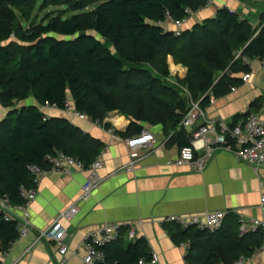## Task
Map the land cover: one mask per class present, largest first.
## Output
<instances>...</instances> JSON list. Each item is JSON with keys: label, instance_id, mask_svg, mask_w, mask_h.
Here are the masks:
<instances>
[{"label": "trees", "instance_id": "1", "mask_svg": "<svg viewBox=\"0 0 264 264\" xmlns=\"http://www.w3.org/2000/svg\"><path fill=\"white\" fill-rule=\"evenodd\" d=\"M209 1L0 0V105L8 110L0 120V197L21 204L19 188L33 187L28 166L46 167L48 155L61 151L90 165L101 154L100 141L41 110L46 104L65 110L69 95L75 110L93 122L102 124L112 112L125 116L124 138L139 135L143 125L161 126L172 133L170 144L189 146L190 134L180 125L188 111L181 88L203 106L209 91L217 98L242 84L250 72L245 59H264V14L254 26L224 7L180 36L158 25L167 16L190 17L187 10L197 12ZM52 7L58 9L40 19ZM170 56L187 69L175 83L169 81ZM28 99L38 105L16 108ZM168 230L178 244L189 242L186 264H235L263 241L261 230L242 235L231 214L214 233L175 223ZM127 232L123 227L117 241L100 248L104 259L95 264L148 261L147 241L129 242ZM18 239L17 223L0 214V253Z\"/></svg>", "mask_w": 264, "mask_h": 264}, {"label": "crops", "instance_id": "2", "mask_svg": "<svg viewBox=\"0 0 264 264\" xmlns=\"http://www.w3.org/2000/svg\"><path fill=\"white\" fill-rule=\"evenodd\" d=\"M224 7L254 26L260 24L264 14V0H210L205 8L192 13L182 30L214 18ZM165 29L175 31L171 23ZM171 62L177 66L176 71L171 69ZM168 66L169 81L175 83L177 79L186 77L187 69L176 65L171 56ZM250 74L247 82L242 80L235 90L214 97V102L209 101L202 106L210 121L241 124L250 114L264 119V65L257 60L252 61ZM68 101L74 106L70 95ZM31 105L38 104L34 99H28L16 108ZM45 113L49 117L68 119L72 125L102 143L100 155L104 167L98 172L101 182L91 199L80 203L76 217L70 222L63 221L68 236L65 240L67 253L62 256L51 241L39 239L40 232L48 229L58 215L78 199L90 173L56 172L43 177L37 197L29 208L30 231L26 237L15 241L8 252L0 253L1 264H60L62 259H66L65 264H83L85 237L104 225L127 228L133 225L136 239L147 241L149 254L154 251L159 264H186V250L168 230L166 220L169 217L220 210L239 221L241 217L264 221V206L261 205L264 166L241 163L235 155L225 151L216 153L203 172L194 171L187 165L177 166L181 148L169 143L172 133L166 134L161 126L143 125V130L151 132L157 144L154 149L141 151V160L135 165V170L128 173L121 169L130 162V151L126 145L129 138L119 134L125 133L129 127L130 121L125 116L112 112L103 122L105 127H100L90 118L82 121L64 110L46 109ZM197 125L201 126L202 121ZM207 138L213 140L214 134L210 133ZM203 145V141L195 143L196 155L202 152ZM127 235L128 232L125 239L131 242ZM244 264H264V251L256 249L251 260Z\"/></svg>", "mask_w": 264, "mask_h": 264}, {"label": "built area", "instance_id": "3", "mask_svg": "<svg viewBox=\"0 0 264 264\" xmlns=\"http://www.w3.org/2000/svg\"><path fill=\"white\" fill-rule=\"evenodd\" d=\"M210 3V1H209ZM208 3V4H209ZM188 15L192 12L187 10ZM189 17L182 20H174L167 16L165 20L158 23L162 28L171 23L175 27L173 31L175 36H180L184 24H186ZM166 30V29H165ZM264 65V59L257 60ZM245 62L251 65V61L245 59ZM251 77L250 72L243 75V82H247ZM182 97L187 101L188 111L182 119L181 127L187 131L190 130V145L180 149L179 158L176 161L177 166H190L192 170L203 172L208 162L214 158L219 151H225L235 155V157L244 164H249L255 167L264 166V119H261L256 114L248 115L245 122L236 125H228L223 121H210L200 101H195L191 92L182 87ZM235 90V88H232ZM205 96L210 97V101L214 102L212 91H209ZM46 109L60 110L56 106L46 104L41 107L42 111ZM72 116L85 121L89 117L85 113L75 110L69 101L66 104L65 110ZM198 121H202V125L198 126ZM97 126L105 127L104 123L94 122ZM195 127H198L195 129ZM210 133L214 134V139L207 138ZM203 141L202 152H198L195 143ZM157 141L154 135L146 130H143L139 135L126 140V145L130 151V162L121 170L125 172H133L135 165L141 160L140 153L144 150L154 149ZM104 167L102 155H99L90 165H86L83 161L76 157L68 156L61 151L54 155L46 157V167L39 165H30L28 170L33 177V187L27 188L21 186L19 188L20 197L23 199L21 204L12 203L8 195L0 197V214L5 221H15L17 223L19 239L26 237L30 231V214L29 208L37 197V189L40 180L49 173H64L72 174L75 171H88L90 176L81 189V194L78 199L63 210L50 227L40 232L39 239H47L51 241L58 252L64 256L67 253L65 240L68 236V229L64 226L63 221L70 222L79 213L80 203L87 202L91 199L94 190L99 186L101 179L98 172ZM261 205L264 206V195L261 198ZM229 213L225 211H212L203 214H193L186 216L169 217L166 222L175 223L183 229L195 227L202 231L217 232L223 227L224 221ZM240 233L245 235L250 232L258 230L263 231V241L258 252L264 251V221L257 219L240 218ZM119 225H104L98 229L90 232L84 239V246L86 255L83 258V264H95L104 259V253L100 248L117 241L121 235ZM128 239L130 241L136 240L135 227L132 225L128 228ZM182 247L187 251L190 247L189 242L182 243ZM5 254V253H2ZM251 257H242L235 264H244L251 260ZM66 259H62L60 264H65ZM1 264V262H0ZM138 264H159V257L154 252H150V259L146 261L142 259Z\"/></svg>", "mask_w": 264, "mask_h": 264}, {"label": "rangeland", "instance_id": "4", "mask_svg": "<svg viewBox=\"0 0 264 264\" xmlns=\"http://www.w3.org/2000/svg\"><path fill=\"white\" fill-rule=\"evenodd\" d=\"M56 9H58V8H49L48 10H46V11H43L41 14H40V19H42L43 17H45V15L47 14V13H49V12H51V11H53V10H56ZM71 16V15H70ZM110 49H111V51H112V53H116L115 52V49L113 48V47H110ZM179 69V68H178ZM174 71H176V69L174 70ZM24 103V102H23ZM8 111H7V109H5V108H3L1 105H0V120L4 117V115L7 113Z\"/></svg>", "mask_w": 264, "mask_h": 264}, {"label": "bare ground", "instance_id": "5", "mask_svg": "<svg viewBox=\"0 0 264 264\" xmlns=\"http://www.w3.org/2000/svg\"><path fill=\"white\" fill-rule=\"evenodd\" d=\"M116 120V119H115ZM119 121V120H118ZM118 121H115L116 123H118Z\"/></svg>", "mask_w": 264, "mask_h": 264}]
</instances>
